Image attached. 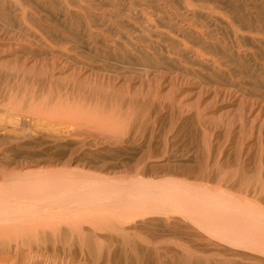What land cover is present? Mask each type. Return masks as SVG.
I'll return each instance as SVG.
<instances>
[{
	"label": "bare ground",
	"instance_id": "bare-ground-1",
	"mask_svg": "<svg viewBox=\"0 0 264 264\" xmlns=\"http://www.w3.org/2000/svg\"><path fill=\"white\" fill-rule=\"evenodd\" d=\"M0 264H264V0H0Z\"/></svg>",
	"mask_w": 264,
	"mask_h": 264
}]
</instances>
